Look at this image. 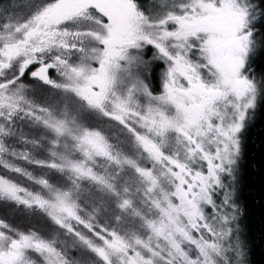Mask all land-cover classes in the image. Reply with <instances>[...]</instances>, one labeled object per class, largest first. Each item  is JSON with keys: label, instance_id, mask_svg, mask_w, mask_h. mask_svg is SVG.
<instances>
[{"label": "snow or ice", "instance_id": "1", "mask_svg": "<svg viewBox=\"0 0 264 264\" xmlns=\"http://www.w3.org/2000/svg\"><path fill=\"white\" fill-rule=\"evenodd\" d=\"M258 53L264 0L0 2V264H249Z\"/></svg>", "mask_w": 264, "mask_h": 264}, {"label": "trees", "instance_id": "2", "mask_svg": "<svg viewBox=\"0 0 264 264\" xmlns=\"http://www.w3.org/2000/svg\"><path fill=\"white\" fill-rule=\"evenodd\" d=\"M153 66L156 69L159 65ZM252 67L259 78L264 73V54H257ZM241 139L235 185L236 203L241 210L238 226L249 264H264V108L250 115Z\"/></svg>", "mask_w": 264, "mask_h": 264}, {"label": "rangeland", "instance_id": "3", "mask_svg": "<svg viewBox=\"0 0 264 264\" xmlns=\"http://www.w3.org/2000/svg\"><path fill=\"white\" fill-rule=\"evenodd\" d=\"M0 2L2 3H7V0H0ZM21 2H26V0H21ZM150 2V0H146V3ZM151 54H152V50H148L147 54L144 56V59L146 61H148V63L144 66L141 67V74L142 76L147 80V82H149L150 84H152L153 86L158 85L160 78H161V74L163 72V66L159 64V62H153L151 60ZM153 64H157L159 65L158 68H154ZM256 75V73H254ZM236 185V184H235ZM0 211H6L8 213H11L12 210L11 209H0ZM240 238L241 240V234H240Z\"/></svg>", "mask_w": 264, "mask_h": 264}, {"label": "flooded vegetation", "instance_id": "4", "mask_svg": "<svg viewBox=\"0 0 264 264\" xmlns=\"http://www.w3.org/2000/svg\"><path fill=\"white\" fill-rule=\"evenodd\" d=\"M144 2L146 3V0H144Z\"/></svg>", "mask_w": 264, "mask_h": 264}]
</instances>
